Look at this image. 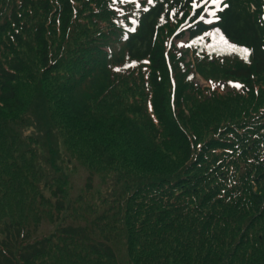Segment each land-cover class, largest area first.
<instances>
[{
	"label": "trees",
	"instance_id": "obj_1",
	"mask_svg": "<svg viewBox=\"0 0 264 264\" xmlns=\"http://www.w3.org/2000/svg\"><path fill=\"white\" fill-rule=\"evenodd\" d=\"M18 1L0 0V39L17 43L0 49V264H264V176L258 192L251 175L222 192L201 178L202 163L225 158H209L216 139L193 145L166 88L179 85L173 56L190 72L221 67L244 81L263 74L264 0H224L229 7L211 26L197 21L203 10L195 13L191 41L217 28L227 41L250 39V64L211 67L204 53L218 48L196 47L192 65L175 47L173 30L191 0H90L112 10L103 23L90 19L107 34L90 38L86 63L69 50L64 70L52 42L61 31L71 39L77 0H43L36 12L32 0ZM28 13L36 21L18 31ZM20 32L33 35L42 70L29 72ZM84 169L79 190L74 179Z\"/></svg>",
	"mask_w": 264,
	"mask_h": 264
},
{
	"label": "rangeland",
	"instance_id": "obj_2",
	"mask_svg": "<svg viewBox=\"0 0 264 264\" xmlns=\"http://www.w3.org/2000/svg\"><path fill=\"white\" fill-rule=\"evenodd\" d=\"M15 1L19 4L18 0ZM32 1L35 7L31 9L36 12L40 9V2H43V0ZM75 4L78 16L76 22H71L70 26H68L71 39L69 41L62 40L63 32L61 31L54 35L52 42L55 60H58L63 70L64 67L65 69L70 67L64 64L67 63V58L70 57L69 50L73 48H77L80 51L76 58H72L74 63H77L79 58L83 59V63L87 62L83 58L85 56L84 51L91 46V39H99L101 36L107 34L103 24L100 32H96L97 26L92 25L90 19L103 23L102 16L112 11L110 8L105 10L103 8H95L91 5L90 0H77ZM205 7L207 5L204 4H201L198 8L191 6L189 16L173 30L175 47L185 52V61L188 64L195 65L198 57L196 47L200 46L205 48L216 47L220 50L218 55L209 52L204 53V57L209 61L210 67L213 65L238 66L250 64L252 62L251 54L245 60L243 58L244 53L240 48L231 47L234 44L249 48V37L243 36L241 43L230 41L224 43L221 41V34L214 30L196 41L190 40L188 33L190 27L193 25V17L197 11L203 10ZM201 17L204 18L201 19ZM35 21L30 18L29 13L21 17L18 31L22 29L20 27L23 25L30 28ZM197 21H207L212 25L216 22L204 10ZM52 22H55V19H52ZM58 26L55 25V29ZM12 28L17 30V26L15 25H12ZM30 31L32 32L31 29ZM20 34H22L25 44L22 50H24L30 60L29 72L32 69L33 72L42 70L39 49L34 42L33 35L27 32L24 34L20 32ZM3 41H5V44L9 48H13L12 44L15 47L17 46L15 41L11 43L10 39L2 37L0 39V49L3 52L9 50L5 44L3 45ZM96 42L97 40L94 41V43ZM173 63L180 80L178 86L172 87L167 84L169 111L172 115H176V122H179L188 131L190 140L197 149H200L204 143L206 144L216 139L218 142L212 143L209 158H212L215 153L225 158L223 161L202 163L200 172L203 173L205 171L207 173L203 176L201 175V178L209 181L211 185L215 184L219 188V191L222 192L223 188L231 190L230 186L235 183L234 180L237 181L238 177L244 176L248 180V177L251 175L253 176L251 183L254 190L258 192L259 179L264 176V160L262 159L264 158V73L254 76L250 81H244L224 76L221 67L210 68L215 69V72L212 74H202L194 70V72L188 71L174 56ZM141 65L144 66V70L147 73L151 71L150 62L145 61ZM27 76H29V73ZM27 78L31 79L30 77ZM182 99L183 101L185 100L184 104L176 109V103ZM201 118H204L203 125L200 123V126L195 127V120H200ZM158 135L160 140H167L166 134L161 130ZM224 147L226 149H222ZM221 150L226 151V157L225 152ZM175 151L173 167L174 170L182 172L184 168L182 152L180 150ZM239 151L245 152L243 159L239 156ZM251 156H253V159H249ZM87 178L88 172L85 169L80 170L75 176L74 181L79 190L86 184ZM94 182L95 185L101 184V177L95 176ZM45 228L49 227L45 226Z\"/></svg>",
	"mask_w": 264,
	"mask_h": 264
},
{
	"label": "snow or ice",
	"instance_id": "obj_3",
	"mask_svg": "<svg viewBox=\"0 0 264 264\" xmlns=\"http://www.w3.org/2000/svg\"><path fill=\"white\" fill-rule=\"evenodd\" d=\"M149 3L152 2V0H148ZM192 3V7L193 8H198L201 6V4L207 5V7H205L203 10L207 13H209L215 21L219 22L221 20V16L217 15V12H223L225 8H228L229 5L224 4L223 0H191ZM204 17H201V19H203ZM131 31H135V29H131ZM216 32L219 33L220 29L217 28ZM125 39H127V36L124 37ZM221 41L224 43H228L227 40L224 39L223 35H221ZM231 47L233 48H240L241 51L244 53V59L247 60L249 55L251 54V50L247 47H242L239 45H231Z\"/></svg>",
	"mask_w": 264,
	"mask_h": 264
}]
</instances>
